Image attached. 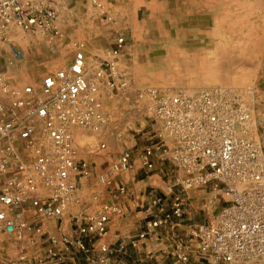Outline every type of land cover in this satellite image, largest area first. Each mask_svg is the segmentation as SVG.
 Returning <instances> with one entry per match:
<instances>
[{
  "label": "built area",
  "instance_id": "2783aa9c",
  "mask_svg": "<svg viewBox=\"0 0 264 264\" xmlns=\"http://www.w3.org/2000/svg\"><path fill=\"white\" fill-rule=\"evenodd\" d=\"M64 2L0 0V43L10 44L12 55L22 59L24 52L11 43L14 28L62 36ZM128 45L125 35L118 36L113 54H124ZM116 72L114 62L89 65L78 53L37 86L10 88L0 75V256L12 251L6 245L15 246L14 255L5 262L0 258V264H110L114 255L125 252V243L117 248L95 244L107 233L112 214L122 212L119 205L69 214L71 205L80 202L78 179L93 173L92 164L80 157L71 129H98L104 118L100 88H118ZM236 106L223 89L153 92L146 146L138 157L125 148L112 163V177L100 175L101 183L117 186L114 194L124 196L128 182L118 180L119 174L138 162L145 173L155 171L158 161L167 166L168 194L153 199L158 215L140 239L161 226L175 229L192 190L212 187L227 196L209 222L193 227L187 243L171 236L169 254L177 264H194L191 245L197 246L202 264H264V149L243 135L248 116ZM65 218L71 219L70 232L62 228Z\"/></svg>",
  "mask_w": 264,
  "mask_h": 264
},
{
  "label": "rangeland",
  "instance_id": "374dc122",
  "mask_svg": "<svg viewBox=\"0 0 264 264\" xmlns=\"http://www.w3.org/2000/svg\"><path fill=\"white\" fill-rule=\"evenodd\" d=\"M62 8V36L12 30L11 43L25 57L15 58L10 44L1 42L0 75L10 88L21 90L37 86L45 74L66 67L78 53L89 65L115 63L118 88H100L104 118L98 129H71L80 157L92 164L93 173L78 179L80 202L71 205L69 214L102 209L106 186L100 175L112 177V163L125 148L138 157L146 146L155 91L223 89L237 101L236 111L244 109L248 116L243 135L264 149V0H65ZM120 35L129 45L115 56L112 46ZM82 43L84 47L78 46ZM137 165L117 178L132 179ZM193 191L198 193L200 219H212L226 204L227 196L212 187ZM6 246L13 252L0 256L4 262L15 247ZM190 249L194 264H202L197 246Z\"/></svg>",
  "mask_w": 264,
  "mask_h": 264
},
{
  "label": "crops",
  "instance_id": "0c3cea01",
  "mask_svg": "<svg viewBox=\"0 0 264 264\" xmlns=\"http://www.w3.org/2000/svg\"><path fill=\"white\" fill-rule=\"evenodd\" d=\"M166 167L158 161L155 173L152 175L145 176L143 169L135 171L132 179L127 180L129 192L124 196L114 194L117 186L112 188L106 186V192L103 194L105 201L102 204L103 207L107 203H114L121 207L122 212L112 214L107 226V233L102 238H96L95 244L98 246L105 242L114 248L119 247L122 243L126 244L125 252L114 255L110 264H136L142 260L147 261L148 264H177L169 254L172 246L171 236L177 235L185 241L193 227L211 220L199 218L201 212L196 206L198 193L190 191L188 195L190 201L185 207L183 217L176 219L178 226L175 229L169 225L161 226L153 229L148 237L139 238V235L147 228V224L158 215V205H152L153 199L158 197V193L168 194V185L162 177ZM137 168H140V165H137ZM128 176H131V173ZM94 198L98 200V195ZM168 199L171 197L169 196ZM90 211V213H95L99 210L91 209ZM61 221L65 232H70L71 219L65 218ZM134 240L137 241L136 245L133 243ZM168 243L171 244L168 245Z\"/></svg>",
  "mask_w": 264,
  "mask_h": 264
}]
</instances>
